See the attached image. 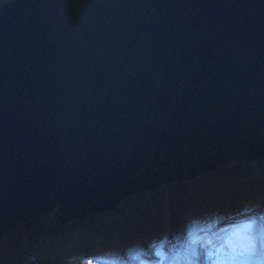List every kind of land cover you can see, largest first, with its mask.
Masks as SVG:
<instances>
[{"label":"water","instance_id":"1","mask_svg":"<svg viewBox=\"0 0 264 264\" xmlns=\"http://www.w3.org/2000/svg\"><path fill=\"white\" fill-rule=\"evenodd\" d=\"M258 159L264 0L0 6V244Z\"/></svg>","mask_w":264,"mask_h":264},{"label":"trees","instance_id":"2","mask_svg":"<svg viewBox=\"0 0 264 264\" xmlns=\"http://www.w3.org/2000/svg\"><path fill=\"white\" fill-rule=\"evenodd\" d=\"M262 181L264 159L232 161L194 180L128 196L112 211L66 224L47 212L3 235L0 264H92L97 254L123 253L133 244L146 246L163 235L171 238L194 218L227 216L253 205L264 210Z\"/></svg>","mask_w":264,"mask_h":264},{"label":"clouds","instance_id":"3","mask_svg":"<svg viewBox=\"0 0 264 264\" xmlns=\"http://www.w3.org/2000/svg\"><path fill=\"white\" fill-rule=\"evenodd\" d=\"M92 264H264V210L258 205L194 218L180 233L97 254Z\"/></svg>","mask_w":264,"mask_h":264},{"label":"rangeland","instance_id":"4","mask_svg":"<svg viewBox=\"0 0 264 264\" xmlns=\"http://www.w3.org/2000/svg\"><path fill=\"white\" fill-rule=\"evenodd\" d=\"M6 1H8V0H6ZM6 1L2 2V3L0 4V6H1L3 3H5ZM257 175H260V173H257ZM263 182H264V181H262V183H263ZM262 186H263V190H264V184H263ZM260 199H261L262 202L264 203V195L260 196ZM163 202H164V214L166 215V213H167V211H166V198H164ZM54 210H55V208H54Z\"/></svg>","mask_w":264,"mask_h":264},{"label":"bare ground","instance_id":"5","mask_svg":"<svg viewBox=\"0 0 264 264\" xmlns=\"http://www.w3.org/2000/svg\"><path fill=\"white\" fill-rule=\"evenodd\" d=\"M262 204L264 205V203L262 202Z\"/></svg>","mask_w":264,"mask_h":264}]
</instances>
